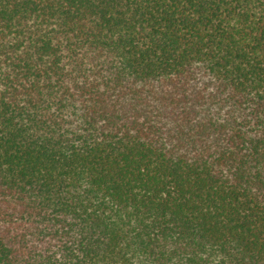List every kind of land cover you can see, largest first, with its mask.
I'll return each mask as SVG.
<instances>
[{
	"label": "trees",
	"instance_id": "1",
	"mask_svg": "<svg viewBox=\"0 0 264 264\" xmlns=\"http://www.w3.org/2000/svg\"><path fill=\"white\" fill-rule=\"evenodd\" d=\"M0 264H264V0H0Z\"/></svg>",
	"mask_w": 264,
	"mask_h": 264
}]
</instances>
